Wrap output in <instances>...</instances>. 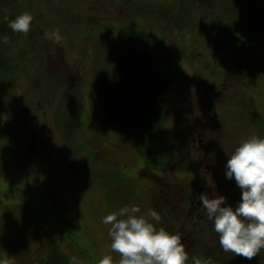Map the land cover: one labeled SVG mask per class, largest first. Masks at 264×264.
Returning <instances> with one entry per match:
<instances>
[{"label":"rangeland","instance_id":"374dc122","mask_svg":"<svg viewBox=\"0 0 264 264\" xmlns=\"http://www.w3.org/2000/svg\"><path fill=\"white\" fill-rule=\"evenodd\" d=\"M146 1L158 3L0 0V9L12 11L20 3L25 13L36 15L30 30L8 45V61L16 63L19 71L11 77L0 73V264H43L52 241L64 254L55 264H98L111 252L101 218L131 204L142 211H158V226L178 233L188 252L196 243L193 231L190 226L170 223L166 205L176 204L188 189L195 192L194 204L201 203V195L222 194L233 206L239 201L241 190L234 179L225 178V163L227 154L242 139L264 135L256 124L257 116L264 114V81L247 88L246 101L242 86L235 85L241 79H211L208 68L200 63L205 58L202 54L212 50L209 46L225 53V47H241V42L208 39L202 16L198 23L190 19L191 25L184 31L174 19L170 26L164 24L161 16L130 20L129 11L136 10L132 3L143 7ZM163 1L168 6L174 2ZM184 1L189 2V11L192 0ZM215 3L216 8L221 7L222 1L213 0ZM207 7L201 9H211ZM128 27L150 32L143 43L149 54L159 68L176 73L163 100L168 111L165 142L169 148L164 170L149 168L138 144L103 120L97 68L106 64V58L112 59V50L123 38L120 30ZM52 29L58 30L60 42L45 36ZM215 94L211 108L203 95ZM71 113L80 123L68 132L71 127L66 128V120ZM115 173L125 175L131 183L116 182ZM53 196L61 200L54 206L50 205ZM33 211H44V215L38 218ZM201 212L202 216L206 211ZM53 221L63 225L73 242L57 234ZM202 223L208 231L198 242L206 254L215 261L217 256L218 260L225 256V264H239L235 253L219 244L213 221ZM111 254L116 264L119 254Z\"/></svg>","mask_w":264,"mask_h":264},{"label":"trees","instance_id":"16d2710c","mask_svg":"<svg viewBox=\"0 0 264 264\" xmlns=\"http://www.w3.org/2000/svg\"><path fill=\"white\" fill-rule=\"evenodd\" d=\"M124 1L128 5L129 0ZM156 2L158 3H148L147 1L143 3L144 6H148V8L138 6L133 2L132 4L135 5L136 10L133 13L130 10L128 18L130 20L133 18L137 20H146L153 16H161V22L164 24L167 23L169 26L174 19V21L177 22V28L180 31H184L188 23L186 15L189 14L187 7L189 2L187 3L181 0L180 3L172 2L169 6L163 0H156ZM242 2L230 0L228 9L234 20L228 21L227 27L229 30L239 32L241 36H243V34H248L247 31H250L251 34L249 36H251V38H256L254 30L257 20L251 17V14H254L256 8L254 3L249 0H243ZM21 6L22 4L15 3L12 11L3 8L0 9V36L6 35L9 39L8 44L0 43V73L2 77L14 76L20 69L16 63H10L8 61L10 59L8 57L10 54L8 52V45L12 41L20 38L22 33L13 32L8 26V21L14 19L20 13H25L21 9ZM25 7L28 8L27 4ZM29 7L31 12V4ZM234 14H239L240 16ZM234 16L244 19V26H242V29L239 25V21H237ZM45 23L49 26L48 22L45 21ZM38 25L41 26V23L39 22ZM238 29H240V31ZM147 34L151 36L150 32H143L139 27H136V29L134 27H128L127 29L120 30V35L123 36L122 40H120L121 43H118V47L112 50L114 52L112 59L108 60V58H106V64L103 67L97 68L95 80L99 102L103 109L102 114L104 122L119 133L132 138L138 144L139 152L145 164L149 168L159 171L168 167L167 155L169 151L168 145L165 142L168 111L165 109L163 100L169 87L175 81L176 73L169 70L166 71V69L159 68L156 65L153 57L148 52L149 48L143 44L147 41ZM247 98L248 95L245 93L242 99L247 101ZM245 106L242 108H245ZM66 123V128H68V125L71 127V129L68 128L69 132L73 130L72 128L78 126L80 120L75 114L71 113ZM256 124L258 129L264 132V114L257 116ZM114 179H116L118 183H131V181L128 180L129 178L121 173H115ZM216 184L219 185V181ZM106 190L109 191L110 188ZM185 192L186 193L182 195L176 204L166 205L165 208H167L168 219L172 217L170 223H176V226L180 228L183 226H190L188 228L193 231L192 237L196 243L187 252V262L193 264L194 258H208L212 261V264H225L227 257H221V255H219L221 259L218 260L217 256V260H213V258L209 257L205 250H203L202 245H200L201 242H198L206 236L208 230L201 226L203 224L202 222L204 220H209V218L206 212H203L206 210L201 209L203 206L200 202H196V204L192 202L195 198V192L193 191L194 193H191L189 189L185 190ZM59 200L57 196L51 197L50 205H57ZM115 210H117V208ZM201 210L204 213L202 216L200 214ZM35 214L36 217L39 218L44 215V211L42 213L35 212L34 215ZM175 215L177 218L176 221ZM70 222L74 224L73 221ZM166 222L169 224L167 219ZM52 223L58 235H65L64 237L70 238L71 241L73 240L61 223L56 221ZM197 224L199 225L197 226ZM173 226L176 227L175 225ZM68 230L70 231L71 229ZM63 255V252L59 250L57 244L52 241L48 245V258L43 264H55L56 261L60 262L63 260ZM235 256L239 264H264V248L260 249L251 259L236 254Z\"/></svg>","mask_w":264,"mask_h":264},{"label":"clouds","instance_id":"9594fccd","mask_svg":"<svg viewBox=\"0 0 264 264\" xmlns=\"http://www.w3.org/2000/svg\"><path fill=\"white\" fill-rule=\"evenodd\" d=\"M32 16L20 13L8 21L13 32L27 33ZM55 42L62 37L58 30L45 32ZM9 39L0 36V43ZM225 178L234 179L240 188L239 201L233 206L222 194L209 198L201 195V204L219 234V244L251 259L264 248V135L251 134L228 153ZM161 216L155 209L142 211L136 204L125 205L101 218L107 226L111 252L119 254L116 264H186L188 253L178 233L158 226ZM103 255L98 264H113L112 254ZM193 264H212L208 258L193 259Z\"/></svg>","mask_w":264,"mask_h":264},{"label":"flooded vegetation","instance_id":"af4514ba","mask_svg":"<svg viewBox=\"0 0 264 264\" xmlns=\"http://www.w3.org/2000/svg\"><path fill=\"white\" fill-rule=\"evenodd\" d=\"M180 1L174 0L175 3H180ZM221 1V7L216 8V3L213 4V0H192L191 4L193 6L190 8L189 14L186 15L188 18L187 25L190 24V19L198 23L199 16H202L203 25L206 27L204 31L208 39L213 38L214 36L216 38L224 37V39H222L224 43H226L228 39L235 40V42H241V47H230V50H228L229 47H225V53L222 50L214 49L212 46H209V48L212 49L211 51L208 49V53L206 54L200 52L205 57L200 60V63L203 64V68H208L211 74V79L213 80H219L220 77L228 80V77L230 76H236L237 79H241V82H237L235 85H241V89L245 93L247 88L251 90L252 87L257 84L258 80L259 82L264 81V0H249L254 3L256 8L254 14H251V17L257 20L254 30L256 38H251V36H249L251 34L250 31H247L248 34H246L250 37L249 38L244 34L241 36L239 32L228 29V21L234 20L227 7L230 0ZM235 1L242 2L243 0ZM203 5H205V7L206 5H208V7L211 6V9L204 8L205 10H202L201 6ZM187 7H189V5H187ZM234 15L240 16L239 14ZM35 18L36 15L34 13V21ZM235 18L239 21V25L242 29V26H244V19ZM238 30L240 31V29ZM225 56H227V58H224ZM205 90L208 92L210 88ZM232 90L235 91V89ZM216 95L217 94L211 96L203 95L202 100L205 101L206 105L212 108L215 106ZM211 175L215 176L214 173H211Z\"/></svg>","mask_w":264,"mask_h":264}]
</instances>
